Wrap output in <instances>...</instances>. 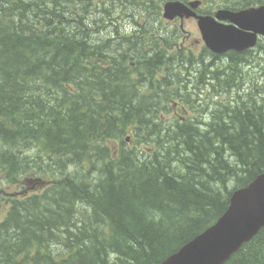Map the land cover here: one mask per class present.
<instances>
[{"label": "trees", "instance_id": "16d2710c", "mask_svg": "<svg viewBox=\"0 0 264 264\" xmlns=\"http://www.w3.org/2000/svg\"><path fill=\"white\" fill-rule=\"evenodd\" d=\"M140 1L0 0V264H157L264 172L263 112L163 121L157 42L94 29ZM226 264H264V229Z\"/></svg>", "mask_w": 264, "mask_h": 264}, {"label": "rangeland", "instance_id": "374dc122", "mask_svg": "<svg viewBox=\"0 0 264 264\" xmlns=\"http://www.w3.org/2000/svg\"><path fill=\"white\" fill-rule=\"evenodd\" d=\"M167 1L172 0H153L152 4L156 8H160L161 11L162 5ZM145 5L146 8L150 7L151 4L146 2ZM119 6L122 7V10L118 9L121 8ZM114 7L115 8H113V10H109L106 16H104V22L107 24V28H102L104 27L103 22V24H98V26H95L94 29H98V31L101 32L106 30L107 34H111L113 31H115V34L121 32L123 35H128L134 31H137L136 26L129 19L128 15L132 14L135 18H137L139 14L138 6L132 3H126L123 5L118 3V5L116 4ZM216 9L217 7H213V10ZM108 17H110V19ZM140 23L144 24V20H141ZM157 27L159 30L161 29L165 33L168 32L172 35H174L175 29L179 30L178 24L175 26L171 23H166L161 18L159 19ZM183 28L189 34V39H184L183 35L180 33L179 35L174 36L176 43L183 44L184 46L180 51L181 58L178 60V58L175 56L176 54L171 51L173 58L179 62V65L176 67L177 70L175 68V62L171 60V67L168 69V66H166L164 68L165 72H161V75H167L170 77V89L175 92V94H172L170 98L173 103L171 105L168 104V107L166 106V109H168L167 113L175 115L173 117L177 119H182V116L186 118L195 117L197 120L201 119L203 121L208 116L209 110H213L216 108V106L221 108L226 106L229 107L230 104L236 99V101H240L237 98L239 96L240 99H244L248 97L250 92H260L264 97V40L261 41L260 48H256L251 53L244 56V62L241 64L232 63V65L229 66L227 64L229 61L227 56L213 59L208 53L205 54V51H203V53L200 52V48L194 45V40L198 39L199 35L195 25L192 22H185ZM116 30H118V32ZM163 44V42H160L161 47ZM200 55L204 56V61L206 64H211L207 69L204 70L202 77L199 75L198 78L196 74L193 76L192 73H195L197 70V62L195 61V58ZM186 57L194 60L191 63L192 68H190V70H188V65L180 66V62L187 63L185 59ZM210 67L211 69H209ZM210 70H217V72L220 73L221 78L219 80H209ZM208 81L210 83H207ZM250 104L251 103L244 101V103L240 106L247 107ZM179 105L182 107L181 110H183L184 113L181 114L178 112L176 115L175 111L178 110ZM170 116L172 117V115L169 114L168 118L173 119L170 118ZM126 136H129V134H126ZM132 145L133 142H130L129 146ZM116 146H118V143H116Z\"/></svg>", "mask_w": 264, "mask_h": 264}, {"label": "water", "instance_id": "95a60500", "mask_svg": "<svg viewBox=\"0 0 264 264\" xmlns=\"http://www.w3.org/2000/svg\"><path fill=\"white\" fill-rule=\"evenodd\" d=\"M177 2L167 3L164 17L172 19L186 12ZM239 27L264 35V8L250 12L218 14ZM207 47L216 54L242 51L252 46L253 34L218 26L211 18L198 24ZM264 227V174L246 187L234 191L225 213L210 228L187 242L159 264H224L244 243Z\"/></svg>", "mask_w": 264, "mask_h": 264}, {"label": "flooded vegetation", "instance_id": "af4514ba", "mask_svg": "<svg viewBox=\"0 0 264 264\" xmlns=\"http://www.w3.org/2000/svg\"><path fill=\"white\" fill-rule=\"evenodd\" d=\"M260 6H264V0H223L222 9L241 11ZM199 43L196 42V44Z\"/></svg>", "mask_w": 264, "mask_h": 264}, {"label": "bare ground", "instance_id": "6f19581e", "mask_svg": "<svg viewBox=\"0 0 264 264\" xmlns=\"http://www.w3.org/2000/svg\"><path fill=\"white\" fill-rule=\"evenodd\" d=\"M28 14H29V13H28ZM26 15H27V14H26ZM29 15H30V14H29ZM24 17H25V16H24ZM29 17H30V16H29ZM27 19H29V18H27ZM27 19H26V20H27ZM35 19H36V18H35ZM21 22H22V19H21ZM21 22H20V23H21ZM23 22H24V21H23ZM23 22H22V23H23ZM30 22H31V21H30ZM32 22H33V21H32ZM22 23H21V24H22ZM24 23H25V22H24ZM28 24H29V23H28ZM142 57H144V56H141V59H142ZM148 57H149V56H148ZM150 57H151V56H150ZM142 60H143V59H142ZM150 63H151V62H150ZM161 63H162V62H161ZM143 65H144V64H143ZM163 65H164V64H163ZM158 66H159V65H158ZM156 68H157V67H156ZM32 99H33V98H32ZM63 208H64V207H63ZM11 237H12V236H11ZM54 249H55V248H54ZM45 252H46V251H45ZM235 254H236V253H235ZM46 255H47V254H46Z\"/></svg>", "mask_w": 264, "mask_h": 264}]
</instances>
